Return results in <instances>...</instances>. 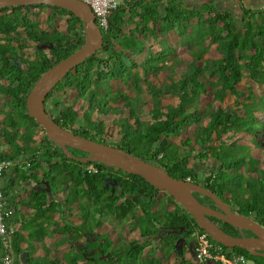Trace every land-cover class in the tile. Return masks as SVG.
Instances as JSON below:
<instances>
[{"label":"trees","instance_id":"obj_1","mask_svg":"<svg viewBox=\"0 0 264 264\" xmlns=\"http://www.w3.org/2000/svg\"><path fill=\"white\" fill-rule=\"evenodd\" d=\"M199 2L200 5L188 4L187 0H126L113 10L109 29L102 30L103 49L88 57L74 69L76 73L68 74L64 79V88L73 90L69 99L77 96L87 105L82 106L85 112L93 111V115L82 118L72 109L64 113L60 108L61 114L69 120V125H63V128L70 130L69 126L78 123L79 126L70 131L108 144L110 135L105 118L112 114L120 124V139L113 147L164 168L173 178L189 179L212 190L233 212L252 218L264 227V168L258 166L260 154L254 155L250 145L240 144L236 138L238 134L250 135L252 144L261 147L264 154V147L259 146L255 138L256 133L264 129V122L259 123L258 118L261 110L258 103L264 106V5L255 7L251 5L252 0ZM226 3H231V7H225ZM29 7L51 10L52 16H69V33L77 26L78 40L74 46L62 42L54 48L50 58L45 57V62L36 63L31 70H37L31 84L0 85V94L7 98L5 111H0L5 114L2 133L12 149L11 152H1L0 160H9L13 164L2 177L15 166L20 156H24L28 169L19 170L22 173L18 177L25 179L30 171L31 175L26 179H38V171L42 170L43 179L47 181V191L34 193H64L67 196L65 202L70 207L68 218L73 217L72 212L79 208L84 220L91 218L94 212V219H91L96 224L93 226L87 223L77 225L72 221L63 225L67 240L76 244L75 257L69 264H80L81 261L82 264H197L194 260L195 235L206 232L170 194L157 193L160 191L143 177L117 168L116 171L128 177L126 193L118 196L104 193L110 167L97 163L95 170H90L92 162L70 159L44 130L40 135L36 134L40 125L28 114V94L45 71L83 46L85 34L84 23L77 16L47 5L3 8L0 11V34L15 33L24 24L25 10ZM1 13L9 14L3 16ZM173 31L191 58L179 61L186 65V71L162 88L150 84L148 76L157 75L165 68L172 69L166 64L169 57L176 54V49L167 44L165 37ZM147 41H150L149 48L145 45ZM213 50L217 57L211 59V64L205 63V57ZM140 55H145L141 63L136 60ZM0 58L3 72L7 74L11 64L7 46L0 45ZM245 79L258 82L259 90L248 89L247 93L240 90L238 87ZM113 82L127 87L126 90L114 92ZM144 84L150 89V102L139 99ZM60 85L52 91L58 90ZM65 89L58 97L56 107L66 100L63 96ZM52 95L50 93L47 99ZM169 95L179 99L175 106L164 105L163 97ZM203 97L211 98L206 108L201 106ZM146 107H149L151 116L147 121L140 119ZM204 119H208L205 125L202 123ZM191 125H196L194 134L198 150L194 149L191 139L177 141ZM190 150L198 152L193 155ZM70 152L79 157L87 155L73 148ZM212 160L214 165L208 168ZM0 187L7 203L6 211L10 212L6 218L10 228L13 227L11 216L14 211L12 192H7L8 187ZM194 195L201 203L215 208L210 198L201 195L208 201L206 204L197 196L200 194ZM125 196L127 198L123 201ZM41 198L37 209L45 206L47 212H51L54 206H48L44 195ZM74 201L78 205H73ZM170 204L175 207L170 208ZM98 214L101 219L95 218ZM106 216L132 224V233L136 231L135 227L140 228L141 235L132 238L120 234L115 239L98 233L95 227L104 223ZM210 219L217 224L222 222L231 231L235 229L221 220ZM223 230L233 235L227 229ZM208 237L216 242L210 235ZM93 238V246L86 247ZM9 241V251L0 241V262L7 253L17 257L25 239L15 230ZM216 243L226 251L244 254L257 264H264L262 256ZM187 250L191 253L190 259L186 256Z\"/></svg>","mask_w":264,"mask_h":264},{"label":"water","instance_id":"obj_2","mask_svg":"<svg viewBox=\"0 0 264 264\" xmlns=\"http://www.w3.org/2000/svg\"><path fill=\"white\" fill-rule=\"evenodd\" d=\"M47 5L70 11L84 23L85 42L75 53L45 71L35 82L26 100L30 117L35 119L49 138L76 161L100 162L126 173L139 175L158 190L166 191L183 207L216 242L230 248H243L254 256L264 257V227L252 218L233 212L229 205L212 190L189 179L173 178L164 168L155 165L117 147L75 134L53 120L45 109L50 92L64 79L66 74L93 56L104 47V36L96 23L92 8L83 0H0V11L14 6ZM70 148L88 154L74 156ZM194 193L213 200L218 209L201 203ZM221 220L240 231H249L254 236H233L224 231L210 218Z\"/></svg>","mask_w":264,"mask_h":264},{"label":"flooded vegetation","instance_id":"obj_3","mask_svg":"<svg viewBox=\"0 0 264 264\" xmlns=\"http://www.w3.org/2000/svg\"><path fill=\"white\" fill-rule=\"evenodd\" d=\"M9 13H1V15L7 16ZM25 14H26L25 15L26 19L24 24H22V26H20L15 33L11 35H6L4 33L0 34V45L7 46L9 48V60L11 62L9 66L10 72H8L7 74L3 72L4 69L3 65H0V85L31 84L33 81V77L35 76L37 71V70H33L31 72V70L32 68H35L36 63L45 62L44 61L46 59L45 57L50 58L52 56V52L54 48L59 45H62V42L64 45L70 42L72 43L71 46H74L78 40L77 26L75 27L72 33H69L68 30L69 16L67 15L62 16L58 14L56 16H52L51 10L44 9L42 7H29L28 9L25 10ZM0 60H2V58H0ZM74 69L68 72L66 76L68 74L76 73V70ZM66 76L64 77V79L66 78ZM64 79L60 82L61 85L58 86V90H54L50 92L53 93L52 97H50V99L46 98L45 101V109L47 110L48 115L51 118L54 117L59 119L60 122L58 124L61 125L62 127L63 125L64 126L69 125V120L67 119L66 116H64V114H61L62 112L60 111L61 110L60 108H62L64 113L72 109L73 111L78 112V114L82 118H84L85 115H93V111L88 113L85 112L82 106L87 107V105L81 99H78L77 96L69 99V96L73 90L70 88L68 89L64 88L65 85ZM63 81L64 83H62ZM63 89H65V95L63 96L66 100L61 104H59L58 107H56V104L59 102V100L57 99L61 95V93H63L62 92ZM54 99L55 102H53ZM76 126L77 127L79 126L78 123H75L74 127L69 126V129L71 130ZM97 163L100 162H92L89 166H92L95 169L94 166H96ZM107 172L109 175H107V179L105 181L106 188L104 189L105 190L104 193H113V195L116 193L117 196L119 195V193H126L125 185L127 184L128 177L125 174L116 171L115 167H110V169H108ZM130 182L132 181L130 180ZM137 186L138 187L141 186L139 182ZM159 191L160 192L157 193L166 192L162 190ZM138 192L139 190H137V193ZM126 198L127 197L125 196L123 201L126 200ZM170 205H173L175 207L174 204H170ZM95 218L101 219L102 217L101 215L98 214ZM109 218L110 217L106 216L105 220H109ZM112 229H114L112 234L109 232L108 235L113 236L115 239L120 234L123 235V229L120 231L116 228H112ZM115 231H119L117 236L115 234ZM244 232L246 231L239 230L238 235L243 236ZM94 239L95 238H93V240ZM182 240L184 241L183 238ZM116 241H118V239Z\"/></svg>","mask_w":264,"mask_h":264},{"label":"crops","instance_id":"obj_4","mask_svg":"<svg viewBox=\"0 0 264 264\" xmlns=\"http://www.w3.org/2000/svg\"><path fill=\"white\" fill-rule=\"evenodd\" d=\"M188 1L190 0H187V3ZM260 4L262 3L260 2ZM3 97L4 95H0V111L6 106ZM4 119L5 114H0V153L12 150L6 145L7 142L2 133ZM26 164V157L20 156L8 174L0 178V185L8 187L7 192H12L14 211H12L11 224L25 239L20 247L21 253L17 257H13L14 264H38L44 260L49 261V258L52 264H68L59 258L61 255L75 257L76 254V244L69 242L63 233L64 220L67 222L71 220L66 216L70 210L65 202L67 196L64 193H34L39 190L47 191V181L43 179L42 170L38 171V179L33 177L26 179V176L31 175L30 171L25 175V179H20L18 176L22 172L19 170H27ZM16 172H18L17 175ZM41 194L44 195V198L46 197L48 206H54L51 208V212H47L45 206L40 210L37 209L42 202L43 195L40 197ZM50 221L52 222L50 223Z\"/></svg>","mask_w":264,"mask_h":264},{"label":"rangeland","instance_id":"obj_5","mask_svg":"<svg viewBox=\"0 0 264 264\" xmlns=\"http://www.w3.org/2000/svg\"><path fill=\"white\" fill-rule=\"evenodd\" d=\"M199 1H202V0H190V1H188V3L189 4L200 5L201 3ZM260 2L262 3V5H264V0H252V4L251 5L257 7V6H260L261 5ZM225 7L230 8L231 7V3H229V4L226 3V6ZM165 40L167 41V44L169 46H171L173 49H176V54L170 56L169 57V61L166 64L168 67H170L172 69L165 68L162 72H160L157 75L151 74V75L148 76V79H149L150 84L156 85L158 87L161 86L162 88L165 87L167 84H169L171 82V80H175L176 81L177 79H179V77L186 71V69H187L186 65L180 63L179 61L181 59L184 60V61H187V60H189L191 58L190 55H189V53L187 52L186 48H184V47H182L180 45V41H179L180 39H179V36L176 33V31H173L169 35H167L165 37ZM145 45H146L147 48H149L150 41H147ZM215 57H217V54L213 50L210 55H208V56L205 57V63L211 64V59H214ZM144 59H145V55H140L139 57H137L136 60L141 63V62L144 61ZM128 62L130 63V61H128ZM112 84H113V87H114V92H116L119 89L124 91L127 88V87L126 88L123 87L122 85H119V83L113 82ZM104 88H106V87H104ZM238 88L240 90L246 92V93L248 92V89H251L252 91H258L259 90V83L256 82V81H251L249 79H245L239 85ZM149 90L150 89L148 88V85L147 84H144L143 85V93L141 94L140 97L138 96L139 99L141 98L143 100H146V101L150 102V99H151L152 96L150 95ZM129 93H130V95H134L133 92H130L129 91ZM3 98L5 100V105H6L7 104V98L6 97H3ZM3 98H2V103L4 102ZM163 100H164V105H172V106H175L178 103V101H179L178 98H176L175 96H172V95L164 96L163 97ZM210 101H211V98L210 97H203L201 99V106L203 108H206L208 106V103ZM258 104L261 107V110H259V112H258V118H259V123H260V122H264V108H263L264 106H262L263 105L262 103L261 104L258 103ZM78 106H79V104H78ZM2 109H3V112H4L6 108L3 107ZM148 110H149V107H146L142 111V113L140 114V119L145 120V121L151 119V116L148 114ZM123 120H125V119H123ZM207 121H208V119H204L202 121V123L205 125L207 123ZM105 122H106V125H107V132L110 135V139H107V143H108V145H110V146L112 145L113 146L114 144H116L115 142H118L119 139H120V136H119V130H120L119 125L120 124H119V121L117 120V117L114 116V115H112V114L109 115V116H107L105 118ZM39 129L41 131L39 130L38 132H36V134H39L40 132H43V130H44L41 126H40ZM195 129H196V125H191L179 137V139L177 141L179 143H181V142H185L187 139H191L194 142V149L195 150H198L199 145L198 144H195V139H196L195 138V134H194ZM36 136H37L36 138H39L38 135H36ZM236 138L239 139V143L240 144L250 145V147H252L251 148L252 149V152L251 153H253L254 155L255 154L256 155L260 154L258 166H259V168L263 169L264 168V154H262L263 149L261 147L254 146L252 144V141H251V138L252 137L250 135H248V134H238L236 136ZM255 138H256V141L259 143V146L264 147V129L261 130V131H259L258 133H256ZM6 145L9 148H11V146L8 143H6ZM9 148H7V149H9ZM190 151L192 152V150H190ZM197 152L198 151L192 152V154L195 155ZM76 156H78V155H76ZM80 157H82V156H80ZM213 165H214V161L213 160L212 161H209L208 168L209 167H212ZM195 194H199V193H195ZM197 196L200 198V200H202L203 202H206V204H209L208 201H206L205 198H203L201 196V194L200 195H197ZM73 205H78V204L76 203V201H74L73 202ZM214 205H215L214 207L216 209H218L216 203ZM77 207H75V209ZM170 208H174V206L171 205ZM72 214H73V217H69V218H71L70 222L72 221V222L76 223L77 225H80L81 223H87L88 225L93 226V225L96 224L91 219V218L94 219V216H93L94 215V212H93V215L91 216V218L85 219V220L81 216L82 213L80 212V208L78 210H76L75 212H72ZM109 217H110L109 220H105V222L102 223L99 227H95V229H96L97 232L103 233V235H108L109 232L112 234V232L114 230L112 228H116V229H118L120 231V230L123 229V226H125L124 229H123L124 230L123 235H126L128 237H132V236L133 237H135V236H138L139 237V235H141L140 232L142 230L140 228L137 229L135 227V230L136 231H133L134 233H132L131 232V225L132 224H129L128 222L123 221V220L122 221H116V219L113 218L112 216H109ZM51 222L52 221H50V223ZM65 222H67V221L64 220V223L63 224H68V222L67 223H65ZM218 225L222 229H227L228 232L232 233L233 235H238L239 234L238 233L239 230L236 229V228L233 231H231L229 228H227L226 226H224L222 224V222H220V223L218 222ZM119 231H115L116 236L118 235ZM130 232H131V234H130ZM243 236H251L252 237V235L249 232H244V235ZM196 238H197V235H195V239ZM93 241H94L93 239L90 240V241H88L85 246L88 247V248H89V246H93ZM68 245H69V242H68ZM92 250H93V248L91 249V251ZM186 252H187L186 253L187 258L190 259L192 257L191 256V253L189 254V251L188 250ZM71 256H73V255H68V257H64V255H61V257H59V258H61L62 260H65L69 264L70 262H72V259L74 258V257H71ZM172 260L174 261V258ZM42 264H52L51 263V259L49 258V261L44 260V263H42Z\"/></svg>","mask_w":264,"mask_h":264},{"label":"built area","instance_id":"obj_6","mask_svg":"<svg viewBox=\"0 0 264 264\" xmlns=\"http://www.w3.org/2000/svg\"><path fill=\"white\" fill-rule=\"evenodd\" d=\"M93 10L96 18V23L101 31L109 29V17L113 10L123 5L126 0H83ZM12 162L9 160H0V177L4 171L10 169ZM90 170H95L92 166ZM7 203L4 201L3 190L0 187V241L2 247L10 250L9 237L13 235L15 229L8 228L6 218L10 212L6 211ZM197 238L194 242V260L197 264H257L250 260L246 255L226 251L221 245L209 239L207 233L200 234L197 232ZM0 264H14L13 257L7 253L1 260Z\"/></svg>","mask_w":264,"mask_h":264}]
</instances>
